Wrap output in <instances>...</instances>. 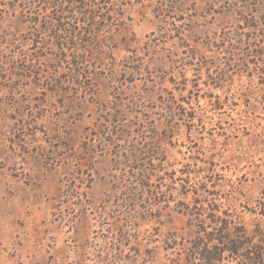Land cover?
<instances>
[{
	"label": "rangeland",
	"instance_id": "obj_1",
	"mask_svg": "<svg viewBox=\"0 0 264 264\" xmlns=\"http://www.w3.org/2000/svg\"><path fill=\"white\" fill-rule=\"evenodd\" d=\"M128 1L131 20L114 51L117 79L112 83L104 75L96 77L98 93L85 96L84 88L72 83L53 90L56 78L69 79L67 63L57 62L53 47L44 45L53 7L39 0H0V264H169L162 248L153 259L144 257V231L161 225L144 222L142 197L126 205L135 192L133 168L115 166L113 159L123 149L104 137L89 140L88 132L96 129L94 123L109 102L124 104L119 126L127 136L121 144L129 149L143 142L145 118L150 127L152 119L165 122L157 107L163 81L154 71L158 63L145 57V65L143 60L135 66L141 73H131L125 34L143 42L152 33L163 35L170 54L179 43L171 34L180 26L190 34L187 23L192 19L195 40L225 44L221 50L201 47L215 61L210 75L185 59L175 67L173 75L179 81L187 78L188 89H194L190 111L195 124L190 130L188 122L177 119L181 131L168 143V160L175 169L192 160L207 168L205 161L215 158V173L227 189L236 188L241 201L251 197L255 205L263 195L264 63L259 53L264 47V0H173V6H183L186 19L179 21L183 14L175 13L166 19L167 26L156 17L159 0ZM165 27L172 33L164 34ZM37 33L40 43L34 42ZM171 69L164 74V87L174 90ZM223 69L228 77L216 83ZM174 94L181 98L179 91ZM164 221V233L189 237L185 216L174 213Z\"/></svg>",
	"mask_w": 264,
	"mask_h": 264
},
{
	"label": "trees",
	"instance_id": "obj_2",
	"mask_svg": "<svg viewBox=\"0 0 264 264\" xmlns=\"http://www.w3.org/2000/svg\"><path fill=\"white\" fill-rule=\"evenodd\" d=\"M39 1L44 3L45 7L49 5L53 7L54 21L46 24L50 34L44 45L53 47L57 62H65L69 68V79L62 80L56 76L58 78L54 81L53 90H59L64 84L72 83L83 87L85 96H95L98 93L94 82L96 77L104 75L113 83L114 79H117L118 63L114 51L120 47L117 40L128 29L127 21L131 20L126 16V5L129 1ZM171 2L174 1L159 0L157 4L156 17L163 21L165 26L168 24L166 19L175 13L183 14L179 21L186 19L183 6L176 7ZM189 21L187 25L190 34L185 33L186 29L181 30V26L176 34L165 27L164 34L169 35L171 31V35L179 40L176 50H171L170 54H166L163 35L159 38L152 33L144 42L136 36L126 34L122 38L127 52L131 53L126 59L134 65L131 66L133 68L131 73H141V67L135 66L143 60L145 65V57H150L149 63L153 60L158 63L154 71L160 73L163 81L159 82L161 94L157 107L161 108L159 113L165 122L160 119L156 124V120L152 119L150 127L146 124L149 118H145L144 125H141L143 142H138L139 146L129 149L127 145L121 144L122 141L126 142L127 136L119 126L125 116L124 104L122 101L109 102L94 123L96 129L88 132L92 136L89 140H93V137H104L114 148L123 149L121 153L116 152L113 159L115 166L124 164L133 168L135 192L125 200L126 205L130 206L142 197L145 223L159 222L163 226L166 222L164 217L171 221L174 213L187 218L189 237L182 236L177 231L164 233L161 226H152V230L148 228L144 231L146 247L144 257L147 260L153 259L157 249L162 248L166 252L169 264H264V192L255 200V205L250 204L254 201L251 197H247L245 202L241 201L240 196L236 194V188L227 189L218 177L220 174L215 173L214 168L218 165L215 158L205 161L209 163L207 168L198 167L192 160L175 169L174 162L168 160L170 153L168 143H171L181 131L177 119L188 122L186 125L190 130L191 125L195 124L190 111L193 107L194 89H188L187 78L179 81L173 75L176 65L181 59H185L187 65L197 63L210 75L215 61L208 58L206 50L225 49V44L222 46L216 41L195 40L193 36L197 34L196 26L192 19ZM39 34L37 33L35 43H40ZM261 35L264 40V29L261 30ZM107 59L110 61L107 62ZM259 59L264 63V47L259 53ZM255 64L254 74H258L259 62L256 61ZM170 68L172 76L169 81L174 85V90L181 93L180 99L175 96L174 90L164 87V83L167 82L164 74L168 73ZM154 71L150 65L147 67L150 76ZM220 74L216 83L228 77L224 69ZM216 83L215 88L222 87ZM136 111L138 110L132 112ZM145 116L148 117L146 114ZM194 165L198 168H194ZM206 170L209 172L201 180L194 179L198 173ZM238 194L246 196L241 190H238ZM133 214L131 213V218L136 219ZM247 215L250 216L249 220ZM116 241L119 242L118 239H114V242Z\"/></svg>",
	"mask_w": 264,
	"mask_h": 264
}]
</instances>
